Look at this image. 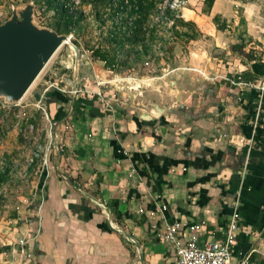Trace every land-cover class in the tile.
I'll list each match as a JSON object with an SVG mask.
<instances>
[{
    "label": "crops",
    "instance_id": "1",
    "mask_svg": "<svg viewBox=\"0 0 264 264\" xmlns=\"http://www.w3.org/2000/svg\"><path fill=\"white\" fill-rule=\"evenodd\" d=\"M193 1H187L191 8L186 9L195 12L193 20L205 21L203 32L214 34L220 50L237 43L235 35H228L230 25L219 30L213 17L221 14L229 23L240 11L246 34L238 41L248 36L255 56L256 49L264 50V0H235L236 9L228 0H216L211 14L193 9ZM198 1L203 5L204 0ZM238 55L216 62L208 79L216 88L204 95L177 85L166 91L163 86L167 94L158 88L154 100L141 94L137 106L115 112L94 114L84 105L85 114L78 116L73 106L68 109L60 121L75 119L68 124L70 142L63 143L69 147L62 146L58 156L50 152L48 171L30 207L31 218L16 228L20 241H15V251L20 252L24 242L32 258L14 253L12 260L2 262L176 264L174 250L156 238L164 218L189 224L205 220L211 232L206 236L224 239L239 199L236 255L254 250L253 259L264 264V75L235 87L217 82L254 71L252 60ZM145 113L152 117L146 119ZM77 185L106 204L116 227ZM162 206L167 207L163 212ZM128 236L137 243H130Z\"/></svg>",
    "mask_w": 264,
    "mask_h": 264
},
{
    "label": "rangeland",
    "instance_id": "2",
    "mask_svg": "<svg viewBox=\"0 0 264 264\" xmlns=\"http://www.w3.org/2000/svg\"><path fill=\"white\" fill-rule=\"evenodd\" d=\"M120 1L106 0L97 6L91 0L66 2V8L79 18V23L71 33L60 34L70 36L73 45L65 44L60 48L21 101L9 102L0 96V264H5L1 259L12 260V254L20 253L14 248L17 245L14 244L15 241H20L16 237V228L23 227L31 218L30 207L35 203L34 199L40 189L39 182L47 169L44 162L46 155L52 151L54 155H60L62 146L69 147L63 143L66 140L70 142L72 137V129L68 124H72L71 121L75 119L68 116L63 120V125V121H58L56 115L53 116L60 103L50 105V94L44 97L48 88V93L58 91L57 86L67 90L66 93L62 92V95L69 98L67 103L62 104L66 109H71L74 100L83 98L96 103L102 112L110 113L127 106H137L141 94H144L147 101H152L156 91L160 89L159 93L163 92L165 95L166 91L176 85L204 95L210 88H216L208 80L210 73L216 71V62L222 59V63H226L231 60L229 57L239 54L238 51H232V46H227L226 51L220 50L216 46L218 39L214 34L203 32V19L198 17L195 21L186 18L185 9L191 8L188 2L176 9V16L195 21L202 35L195 40L178 35L176 31H187L190 28H175L174 19H170L172 16L165 13L174 0H158V12L147 21V27H156L157 35L154 41L147 40L151 45L147 54L131 51L134 46L130 47L129 44L119 48L109 42L110 31L115 23L128 21L131 24L135 19L128 15L129 9L127 12L114 14L115 10L110 3H114L116 7ZM193 2L192 8H200L201 12L203 5L200 1ZM228 2L233 9L239 6L235 0ZM31 3L35 7L33 20L36 26L57 32L58 29H64V20L54 6H49L48 0H0V24L11 18L14 11H21ZM241 14L240 11L231 18V33L228 35H235V43L245 45V51L254 55L255 50L250 48V41H246L249 40L248 36L245 41H238L239 36L246 34V23L239 18ZM74 46L79 48V54ZM98 47L118 53V65L115 69L107 68L94 57L93 49ZM137 48L140 51L142 49L141 46H136ZM256 53L258 60L264 59V50L258 48ZM208 61H212L214 65H207ZM220 80L234 86L230 79L227 81L222 78L217 81L218 85ZM138 84L141 86L136 87ZM76 87L79 93L73 97L69 90H75Z\"/></svg>",
    "mask_w": 264,
    "mask_h": 264
},
{
    "label": "trees",
    "instance_id": "3",
    "mask_svg": "<svg viewBox=\"0 0 264 264\" xmlns=\"http://www.w3.org/2000/svg\"><path fill=\"white\" fill-rule=\"evenodd\" d=\"M74 0H67L66 2L71 3ZM106 0H91L95 6L98 4L104 3ZM130 2L126 3V0H121L118 5H114V3H110L112 9H114L115 13H123L127 12L128 9L130 10L129 16L135 18L132 23L128 21H124L121 23H115L113 29L110 31L108 40L110 43L118 46L119 48H123L129 44L132 47L130 50L135 52L138 51L140 54H147L151 45L147 43V40L154 41L157 38L156 27L153 26L152 28L147 27V21L155 15L158 10V0H128ZM62 2L60 0H48L49 6H54L55 10L60 14L61 18L65 22L64 29H58L59 33H66L69 34L72 32L75 26L79 23V18L70 11V9L66 8L67 3ZM216 0H204L203 1V13L211 14L212 9L214 7ZM74 5V2H73ZM168 15L172 16L170 19H174L173 26L177 28L178 26H184L190 28L187 31H176V33L180 36H186L189 40L199 39L202 35V32L197 26V23L192 20H185L183 17H177L176 9L172 8L171 6L168 7L165 11ZM213 22L217 26L219 30L225 31L229 28V23L226 18H223L221 14H216L213 17ZM136 46H141V51ZM233 51L241 52L244 56L248 57L252 60L254 65V71H246L241 75H237L234 79L244 82H253L259 79L260 76L264 75V62H259L255 55H251L244 50V45L237 44L232 46ZM93 55L96 59L102 61L107 68L115 69L118 65V53L116 51H111L108 49H104L102 47H98L93 49ZM228 85L229 82H227ZM50 94L49 102H57L60 103V109L58 111V115L56 118L58 121L62 120L65 115L68 113V109L62 106L69 101V98L62 95L61 92L56 91L55 93H48ZM212 95L213 93H209ZM84 105L88 106V111L90 113L99 114L102 113L100 108L91 100L87 99H79L74 102L73 110L78 112V116L85 114V107ZM96 112V113H95ZM104 113V112H103ZM28 250L31 248V244H28Z\"/></svg>",
    "mask_w": 264,
    "mask_h": 264
},
{
    "label": "water",
    "instance_id": "4",
    "mask_svg": "<svg viewBox=\"0 0 264 264\" xmlns=\"http://www.w3.org/2000/svg\"><path fill=\"white\" fill-rule=\"evenodd\" d=\"M34 11V5L28 4L0 24V96L9 102L21 101L64 41L71 40L70 36L36 26ZM74 48L79 54V48Z\"/></svg>",
    "mask_w": 264,
    "mask_h": 264
},
{
    "label": "built area",
    "instance_id": "5",
    "mask_svg": "<svg viewBox=\"0 0 264 264\" xmlns=\"http://www.w3.org/2000/svg\"><path fill=\"white\" fill-rule=\"evenodd\" d=\"M186 3L187 0H174L171 7L178 9L183 7ZM231 82L233 85L248 84L240 81L237 82L235 79H231ZM49 89L50 88L45 91L46 95H44V97L48 95ZM57 89L61 93L67 92L66 89H62L58 86ZM262 90H264V86L262 87ZM69 93L71 96L76 97L79 93V89L76 87L75 90H69ZM258 108L254 128H256L258 124L261 103ZM46 113L48 115V112ZM49 156L50 153L46 155L44 161L47 168L46 171H48ZM62 177L63 179L68 180L66 175H62ZM76 188L79 192L88 196L92 203H94L99 209L103 210L109 218L112 226H117L114 223L115 219H113L110 210L104 202L93 197L80 185H77ZM239 207L240 200L237 199L234 202V212L224 230V239L217 240L210 236L207 237L206 235H210L211 232L208 230V224L205 220H198L189 224L181 220L170 222L166 220V218H164L163 225L156 231V238L161 242L166 243L172 250H174L177 258L176 264H260L253 259L254 250L241 256L236 255L235 232L240 229ZM166 209V206H162L161 211L163 212ZM118 230L123 232L120 227H118ZM128 239L132 244L137 243V240L134 237L128 236ZM24 245L23 242L22 247L20 248V253L28 259L32 258V254L27 252Z\"/></svg>",
    "mask_w": 264,
    "mask_h": 264
},
{
    "label": "bare ground",
    "instance_id": "6",
    "mask_svg": "<svg viewBox=\"0 0 264 264\" xmlns=\"http://www.w3.org/2000/svg\"><path fill=\"white\" fill-rule=\"evenodd\" d=\"M194 14H195V12H194L193 10H190V9H186V10H185L186 18H191L192 16H194ZM65 44H70L71 46L73 45L72 42H71V40H65L64 43L62 44V46L65 45ZM62 46H61V47H62ZM61 47H60V48H61ZM60 48H59V50H60ZM59 50H58V51H59ZM58 51H57V52H58ZM117 79H118V78H117ZM140 85H141V84H138L136 87H139ZM136 87H135V88H136ZM154 113H155L156 115H158V112L154 111ZM149 115H150V114H149ZM145 116H146L147 118H149V117H148V114H146Z\"/></svg>",
    "mask_w": 264,
    "mask_h": 264
}]
</instances>
